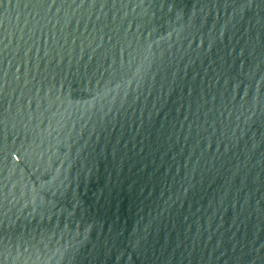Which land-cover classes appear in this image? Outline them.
Instances as JSON below:
<instances>
[{
	"label": "water",
	"instance_id": "water-1",
	"mask_svg": "<svg viewBox=\"0 0 264 264\" xmlns=\"http://www.w3.org/2000/svg\"><path fill=\"white\" fill-rule=\"evenodd\" d=\"M0 264H264V0H0Z\"/></svg>",
	"mask_w": 264,
	"mask_h": 264
}]
</instances>
